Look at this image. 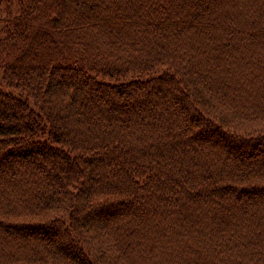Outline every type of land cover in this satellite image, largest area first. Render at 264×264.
I'll return each mask as SVG.
<instances>
[{
    "label": "trees",
    "instance_id": "16d2710c",
    "mask_svg": "<svg viewBox=\"0 0 264 264\" xmlns=\"http://www.w3.org/2000/svg\"><path fill=\"white\" fill-rule=\"evenodd\" d=\"M1 1L0 264H264V0Z\"/></svg>",
    "mask_w": 264,
    "mask_h": 264
},
{
    "label": "rangeland",
    "instance_id": "374dc122",
    "mask_svg": "<svg viewBox=\"0 0 264 264\" xmlns=\"http://www.w3.org/2000/svg\"><path fill=\"white\" fill-rule=\"evenodd\" d=\"M8 6H9L8 3H5L4 1H1V2H0V12L2 11V9L9 8ZM2 12H3V11H2ZM2 14H4V13H2ZM0 16H1V13H0ZM1 84H2V82H1V69H0V86H1V87H4V86H2Z\"/></svg>",
    "mask_w": 264,
    "mask_h": 264
}]
</instances>
